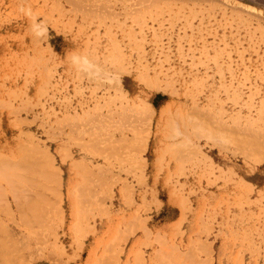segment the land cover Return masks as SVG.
I'll list each match as a JSON object with an SVG mask.
<instances>
[{"label":"rangeland","instance_id":"obj_1","mask_svg":"<svg viewBox=\"0 0 264 264\" xmlns=\"http://www.w3.org/2000/svg\"><path fill=\"white\" fill-rule=\"evenodd\" d=\"M0 246L264 264V0H0Z\"/></svg>","mask_w":264,"mask_h":264},{"label":"bare ground","instance_id":"obj_2","mask_svg":"<svg viewBox=\"0 0 264 264\" xmlns=\"http://www.w3.org/2000/svg\"><path fill=\"white\" fill-rule=\"evenodd\" d=\"M75 1H76V0H75ZM77 5H78V4H77ZM122 124H123V123H122ZM190 125H191V124H190ZM254 132H255V131H254ZM118 147H119V146H118ZM28 150H29V149H28ZM38 150H40V149H38ZM39 153H40V152H39ZM27 155H28V154H27ZM22 156H23V155H22ZM25 158H26V157H25ZM25 158H24V159H25ZM17 160L19 161V159H17ZM25 160H26V159H25ZM47 160H48V159H47ZM18 161H16V163H17ZM20 161H21V160H20ZM20 161H19V163H23V162H20ZM28 161H29V160H28ZM25 162H26V161H25ZM25 162H24V163H25ZM51 162H52V161H51ZM9 163H10V162H9ZM1 164H2V163H1ZM13 164H14V163H13ZM6 165H7V164H6ZM3 166H4V165H3ZM18 166H19V164H18ZM23 166L26 167V165H24V164H23ZM23 166H22V169L24 168ZM19 167H20V166H19ZM27 167H31V166H30V165H27ZM32 167H33V165H32ZM10 168H11V167H10ZM10 168H9V169H10ZM15 168H16V167H15ZM15 168H14V169H15ZM37 168H38V167H37ZM14 169H12V170H14ZM6 170H7V168H6ZM10 170H11V169H10ZM10 170H9V171H10ZM27 170H28V169H27ZM31 170H32V169H31ZM33 170H35V169H33ZM37 170L39 171V169H37ZM15 171H16V170H15ZM18 171H19V170H18ZM25 171H26V170H25ZM28 171H29V170H28ZM39 172H40V171H39ZM39 172H38V174H39V176H40V173H39ZM10 173H11V172H10ZM22 173H23V172H22ZM22 173H20V174H22ZM32 173H33V174H34V173H37V171H35V172H32V171H31V176L37 178L38 175L35 176V175H36V174H35V175L33 176ZM54 173H55V171H54ZM56 173H57V172H56ZM24 174H25V173H24ZM24 174H23V175H24ZM7 175H8V174H7ZM12 175H15V177H16L17 174H13V171H12L11 177H12ZM25 175H28V177L26 176V178L23 179L22 182H24V180H27V179L30 180V178H31V180H32V177H31V176L29 177L30 172H29V174H25ZM48 175L50 176V173H49ZM56 175H58V174H56ZM18 176H19V175H18ZM51 176H52V175H51ZM53 176H54V174H53ZM19 177H20V176H19ZM22 177H23V176H22ZM56 177H58V176H56ZM56 177H54L55 180L57 179ZM36 178H35V179H36ZM43 178H44V177H43ZM51 178H52V177H51ZM9 179H10V177H9ZM35 179H33L32 182H33V181L35 182ZM38 179H39V178H38ZM31 180H30V183H31L30 185H32ZM42 180H43V179H42ZM57 180H58V179H57ZM19 181H21V180H19ZM37 181H38V180H37ZM26 182H27V181H26ZM28 182H29V181H28ZM45 182H46V181H45ZM51 182H52V181H51ZM37 183H38V182H37ZM43 190H44V189H43ZM42 194H43V193H42ZM13 195H14V194H13ZM37 197H38V196H37ZM35 199H36V198H35ZM25 202H27V201H25ZM30 203H31V202H30ZM35 204H36V203H35ZM35 204H34V205H35ZM23 205H24V204H23ZM23 205H22V207H23ZM26 205H27V204H26ZM30 205H31V204H30ZM33 207H35V206H33ZM24 209H25V208H24ZM37 209H38V208H37ZM34 211H36V210H34ZM32 212H33V211H32ZM37 216H38V215H37ZM44 216H45V215H44ZM0 247H1V246H0ZM6 247H7V246H6ZM0 249H1V248H0ZM8 249H9V248H8ZM1 252H2V251H1ZM4 253H5V252H4ZM9 253H10V252H9ZM1 255H3V254H1ZM3 256H4V255H3ZM5 256H8V255L5 254ZM1 257H2V256H1ZM4 259H6V258H4ZM10 260H11V259H10ZM7 262H12V261H9V260H8ZM4 263H5V262H4Z\"/></svg>","mask_w":264,"mask_h":264}]
</instances>
